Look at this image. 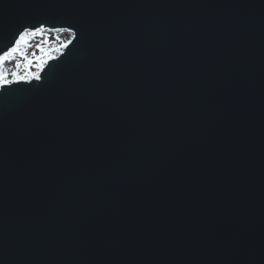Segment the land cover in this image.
<instances>
[{
	"label": "water",
	"instance_id": "water-1",
	"mask_svg": "<svg viewBox=\"0 0 264 264\" xmlns=\"http://www.w3.org/2000/svg\"><path fill=\"white\" fill-rule=\"evenodd\" d=\"M77 38L0 93V264H264V0H0Z\"/></svg>",
	"mask_w": 264,
	"mask_h": 264
},
{
	"label": "snow or ice",
	"instance_id": "snow-or-ice-1",
	"mask_svg": "<svg viewBox=\"0 0 264 264\" xmlns=\"http://www.w3.org/2000/svg\"><path fill=\"white\" fill-rule=\"evenodd\" d=\"M50 32H66L70 34V38L62 41L55 47L45 48L42 45H37L41 55H28L27 49L31 47V41L37 36H43ZM77 38V30L74 26L71 27H50L47 23L27 24L22 26L14 34V38L5 50H0V93L11 89L14 84L31 83L33 80H41V73L45 67L59 57L55 55L59 53L63 55L64 51L69 48L73 41ZM44 43H47L45 41ZM22 59H17V58ZM34 57V58H33ZM17 60L16 71L8 72L5 70V64L9 61ZM23 64L24 72L21 73L20 68ZM35 65L36 71H33Z\"/></svg>",
	"mask_w": 264,
	"mask_h": 264
},
{
	"label": "rangeland",
	"instance_id": "rangeland-1",
	"mask_svg": "<svg viewBox=\"0 0 264 264\" xmlns=\"http://www.w3.org/2000/svg\"><path fill=\"white\" fill-rule=\"evenodd\" d=\"M69 38H70V34L66 33V32H61V33L50 32V33H45L42 37L41 36H37V37L33 38L32 41L30 42L31 43V47H29L27 49L28 55L32 56L33 53H35L36 55H41L37 45H42L45 48L55 47L60 42L66 41ZM45 41H47V43H44ZM55 55L58 56L59 53H56ZM17 59H22V58L18 57ZM16 63H17V60H12V61L7 62L5 64V70L8 71V72L16 71L17 70L16 69ZM32 70L33 71L37 70L35 68V65H33ZM20 71H21V73L24 72L23 64L21 65Z\"/></svg>",
	"mask_w": 264,
	"mask_h": 264
}]
</instances>
